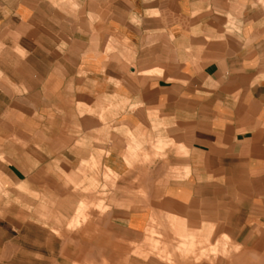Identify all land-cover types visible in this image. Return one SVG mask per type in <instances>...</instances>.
<instances>
[{
    "label": "crops",
    "instance_id": "crops-1",
    "mask_svg": "<svg viewBox=\"0 0 264 264\" xmlns=\"http://www.w3.org/2000/svg\"><path fill=\"white\" fill-rule=\"evenodd\" d=\"M0 186L33 264H138L160 216L263 229L264 0H0Z\"/></svg>",
    "mask_w": 264,
    "mask_h": 264
},
{
    "label": "rangeland",
    "instance_id": "rangeland-1",
    "mask_svg": "<svg viewBox=\"0 0 264 264\" xmlns=\"http://www.w3.org/2000/svg\"><path fill=\"white\" fill-rule=\"evenodd\" d=\"M259 2L263 3V0H259ZM128 67L125 69L127 74L129 73ZM104 180L111 181V178L105 174ZM5 193L0 186V194L6 195ZM2 202L7 203L9 200L2 196L0 203ZM1 208L2 206H0V218L2 217ZM87 208V204L84 208L82 204L79 205L74 216L75 226L79 220L87 218V215L83 213ZM238 220V226H240L238 229L218 230L213 237V232L209 229L206 231L187 229V224L183 220H171L160 216L153 224V228L139 236V238H143L141 241L139 240V245L133 246L131 252L130 247H127V252L124 253L137 257L138 264H145L147 259L152 260L153 264H227L226 257L232 255L236 248L245 247L247 250L250 248L257 252V246L242 245L241 242L254 243L258 237H264V228L250 230L241 228L246 226L244 216L240 215ZM2 226L3 224L0 222V264H33V261H26L24 254L19 251L17 246L18 231H6L2 229ZM8 241L16 243V245L9 246L7 245Z\"/></svg>",
    "mask_w": 264,
    "mask_h": 264
}]
</instances>
